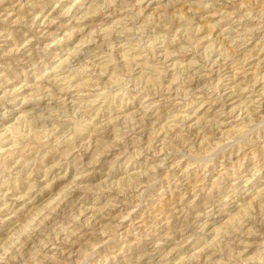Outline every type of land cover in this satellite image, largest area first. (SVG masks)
I'll use <instances>...</instances> for the list:
<instances>
[{"label":"rangeland","instance_id":"374dc122","mask_svg":"<svg viewBox=\"0 0 264 264\" xmlns=\"http://www.w3.org/2000/svg\"><path fill=\"white\" fill-rule=\"evenodd\" d=\"M0 264H264V0H0Z\"/></svg>","mask_w":264,"mask_h":264}]
</instances>
